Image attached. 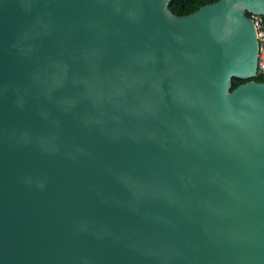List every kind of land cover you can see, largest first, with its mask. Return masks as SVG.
<instances>
[{
    "label": "water",
    "instance_id": "95a60500",
    "mask_svg": "<svg viewBox=\"0 0 264 264\" xmlns=\"http://www.w3.org/2000/svg\"><path fill=\"white\" fill-rule=\"evenodd\" d=\"M171 1L0 0V264H264V0Z\"/></svg>",
    "mask_w": 264,
    "mask_h": 264
},
{
    "label": "trees",
    "instance_id": "16d2710c",
    "mask_svg": "<svg viewBox=\"0 0 264 264\" xmlns=\"http://www.w3.org/2000/svg\"><path fill=\"white\" fill-rule=\"evenodd\" d=\"M217 0H172L169 7L177 15H185L192 13L198 10L202 5L215 2ZM251 14L250 12H248ZM258 81H264V74L258 73L253 77ZM247 79L234 77L233 79V88L239 85L242 82H245Z\"/></svg>",
    "mask_w": 264,
    "mask_h": 264
},
{
    "label": "built area",
    "instance_id": "2783aa9c",
    "mask_svg": "<svg viewBox=\"0 0 264 264\" xmlns=\"http://www.w3.org/2000/svg\"><path fill=\"white\" fill-rule=\"evenodd\" d=\"M250 16L254 21V26L256 28V34L259 43L258 73L264 74V15L251 13Z\"/></svg>",
    "mask_w": 264,
    "mask_h": 264
}]
</instances>
